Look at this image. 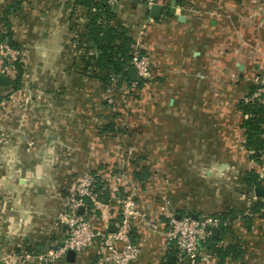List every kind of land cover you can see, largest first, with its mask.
Returning a JSON list of instances; mask_svg holds the SVG:
<instances>
[{
	"label": "crops",
	"instance_id": "crops-1",
	"mask_svg": "<svg viewBox=\"0 0 264 264\" xmlns=\"http://www.w3.org/2000/svg\"><path fill=\"white\" fill-rule=\"evenodd\" d=\"M158 1L157 19L137 0L109 6L110 24L139 41L152 75L125 96L120 125L109 132L102 128L110 120L102 84L81 37L88 6L0 0V34L27 51L19 88L0 89L2 253L58 244L65 231L54 219L66 190L89 170L100 186L96 227L115 226L129 180L147 214L159 210L162 193L178 216L219 214L229 232L220 229L219 240L205 246H233L237 255L217 257V264H264V199L253 200L242 180L249 171L264 180V149L261 162L251 157L243 128L249 116L239 108L254 79L264 78V0ZM133 243L142 253L132 264L177 263L162 233L136 224ZM100 248L96 243L74 262L57 264H95Z\"/></svg>",
	"mask_w": 264,
	"mask_h": 264
},
{
	"label": "built area",
	"instance_id": "built-area-1",
	"mask_svg": "<svg viewBox=\"0 0 264 264\" xmlns=\"http://www.w3.org/2000/svg\"><path fill=\"white\" fill-rule=\"evenodd\" d=\"M120 1L106 0V3L113 7ZM137 1L143 3L147 10L159 5L158 0ZM26 54V50L14 48L5 40L0 41V76H7L11 84L19 76L17 65L25 61ZM131 64L138 77L151 79L150 60L143 54L139 41L132 44ZM105 94L106 102L113 107L114 98L110 87L105 90ZM243 101L264 109L263 77L254 79L253 90ZM0 108H6L4 100L0 101ZM262 177L263 174L260 175ZM96 183V175L89 170L71 181L66 190L63 210L54 219L55 225L65 231L58 244L39 252L28 251L26 248L4 252L0 264H57L65 259L68 251L81 255L96 243L101 248L95 264H132L142 253L141 248L133 243L136 224H140L146 231L162 233L166 244L174 246L177 251L176 264H217V256L205 245L213 237L215 228L220 230L227 225L221 221L219 214L203 215L196 219L190 215L176 218L167 193L160 195L162 205L159 210L155 214H147L139 208L134 196V184L128 180L125 183L127 192L117 209L115 230L108 232L107 225L95 226L98 217L94 210L102 208L96 197ZM252 199L257 198L253 196ZM80 208L82 213L79 212Z\"/></svg>",
	"mask_w": 264,
	"mask_h": 264
},
{
	"label": "trees",
	"instance_id": "trees-1",
	"mask_svg": "<svg viewBox=\"0 0 264 264\" xmlns=\"http://www.w3.org/2000/svg\"><path fill=\"white\" fill-rule=\"evenodd\" d=\"M81 3L88 6V20L86 23L87 34L83 36L87 48L91 54L87 57L88 66L92 68V75L102 84L103 92L107 88H111L114 98L113 108L115 112L110 111L108 121L102 124L104 130L113 131V127L118 126L116 119H119V113L123 114L125 103H122V97L134 95L138 93L149 80L142 79L137 76L136 70L131 64V47L134 42L133 37L129 35V31L119 24L111 25L110 21L114 19L112 9L106 3V0H80ZM180 0L177 2L179 3ZM18 3V2H17ZM14 3L8 8L14 10L17 7ZM7 41L12 47L17 48L16 43L6 40L5 35L0 34V41ZM18 75L21 76V64L17 65ZM11 83V88H19L20 77ZM150 82V81H149ZM252 90H250L249 94ZM248 94V95H249ZM247 95V96H248ZM107 103L104 99V104ZM242 112L248 115L243 123L245 129V147L259 161L261 153L264 149V109L258 105L249 103H239ZM106 106V105H105ZM108 107H111L108 105ZM110 121V122H109ZM118 131V129H116ZM116 132V131H115ZM243 182L246 186L254 188L262 185L264 180L259 177L255 171H249L243 176ZM99 183H97L98 185ZM100 186L96 187V192ZM257 206V205H256ZM255 206V207H256ZM215 215V214H214ZM223 234L229 232L227 228H220ZM219 239L212 237L209 243H215ZM99 244V243H97ZM211 251L221 260L237 255L233 246L223 247L221 245L211 244ZM26 250L35 251L34 248L27 246Z\"/></svg>",
	"mask_w": 264,
	"mask_h": 264
},
{
	"label": "water",
	"instance_id": "water-1",
	"mask_svg": "<svg viewBox=\"0 0 264 264\" xmlns=\"http://www.w3.org/2000/svg\"><path fill=\"white\" fill-rule=\"evenodd\" d=\"M171 5L174 6V0L171 2ZM148 11L151 18L157 19L161 14L162 7L159 5H154ZM9 85H10L9 78L7 76H0V87L7 88ZM253 193L255 197L264 199V186L262 185L255 186L253 188ZM79 212L82 213V208L79 209ZM192 217L196 219V216H192ZM176 218H179V216L176 215ZM108 230L109 232H113L115 230V226H110ZM219 232L220 230L218 228H215L213 230V237L216 238ZM1 256H2V247L0 248V258ZM170 259L171 258H169V260ZM66 260L70 263L74 262L75 253L73 251H68V253L66 254Z\"/></svg>",
	"mask_w": 264,
	"mask_h": 264
},
{
	"label": "rangeland",
	"instance_id": "rangeland-1",
	"mask_svg": "<svg viewBox=\"0 0 264 264\" xmlns=\"http://www.w3.org/2000/svg\"><path fill=\"white\" fill-rule=\"evenodd\" d=\"M105 96H106V94H105V92H103V99H105ZM124 100H125V98L124 97H122V100H120V101H122V103H125L126 104V102H124ZM105 107H106V109L107 110H110V111H113V112H115V109L113 108V107H108V103H105ZM127 105V104H126ZM129 106L130 107H132L130 104H129ZM133 108V107H132ZM109 111V112H110ZM124 111V110H123ZM117 125H120V124H117Z\"/></svg>",
	"mask_w": 264,
	"mask_h": 264
}]
</instances>
